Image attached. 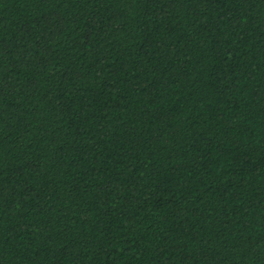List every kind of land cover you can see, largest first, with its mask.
<instances>
[{"label": "trees", "instance_id": "16d2710c", "mask_svg": "<svg viewBox=\"0 0 264 264\" xmlns=\"http://www.w3.org/2000/svg\"><path fill=\"white\" fill-rule=\"evenodd\" d=\"M0 264H264V0H0Z\"/></svg>", "mask_w": 264, "mask_h": 264}]
</instances>
